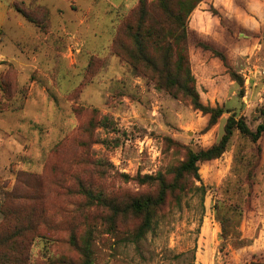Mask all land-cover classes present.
I'll return each instance as SVG.
<instances>
[{"label":"rangeland","instance_id":"obj_1","mask_svg":"<svg viewBox=\"0 0 264 264\" xmlns=\"http://www.w3.org/2000/svg\"><path fill=\"white\" fill-rule=\"evenodd\" d=\"M139 1L0 0V244L15 240L28 264H81L73 239L88 242L91 264H264L262 139L235 131L219 159L181 181L184 194L167 195L139 241L138 222L113 211L157 195L145 177L173 183L188 151L220 140L229 115L201 137L190 104L129 63L125 27ZM217 1L218 18L204 8L210 14L189 17L188 27L202 24L209 41L235 53L251 49L232 69L243 96L231 82L225 99L253 132L264 123V0ZM188 40L198 49L203 39Z\"/></svg>","mask_w":264,"mask_h":264},{"label":"trees","instance_id":"obj_2","mask_svg":"<svg viewBox=\"0 0 264 264\" xmlns=\"http://www.w3.org/2000/svg\"><path fill=\"white\" fill-rule=\"evenodd\" d=\"M204 8L216 10V13H211L213 18H218L224 11L217 0H153L150 3L147 0H140L135 13L138 14L135 23L126 24L125 27L132 42V48L127 54L129 63L134 68L144 69L157 90L167 93L173 99L190 104L202 117L204 128L200 131L201 137L209 134L224 114H229L220 140L199 151H188L185 161L175 171L173 183H167L161 175L141 180L142 183L150 181L157 183L159 190L155 197L146 195L132 199L123 206L122 211L120 206L111 204L115 214L130 215L138 222L132 234L135 241L141 240L151 231L152 224L168 194L175 192L184 194L181 181L186 176L197 178L198 164L217 160L224 154L235 131L240 137L249 139L252 144H256L260 139L264 141V123L257 125L252 132L244 119L228 112L225 105L229 83L233 82L240 87L238 97L243 96V81L232 69L237 54L239 52L249 54L251 49H236L235 53L209 41L202 24L197 23L194 28L190 25L188 27L190 18L210 14L209 11L203 10ZM246 9L252 15L257 14L253 5L246 6ZM23 16L29 20L26 15ZM193 33L203 39L198 49H189L188 36ZM198 86L211 88L217 91L219 96L213 99L204 97ZM96 200L101 201L100 198ZM221 233L226 235L224 226L221 227ZM1 237L3 236H0V239ZM14 243L15 240L0 244L3 245L0 247V264H28L23 248L16 249ZM71 245L83 257L81 264H91V254L86 240L82 246H78L73 239ZM237 246L240 248L244 245L240 243ZM249 264L263 263L254 261Z\"/></svg>","mask_w":264,"mask_h":264},{"label":"crops","instance_id":"obj_3","mask_svg":"<svg viewBox=\"0 0 264 264\" xmlns=\"http://www.w3.org/2000/svg\"><path fill=\"white\" fill-rule=\"evenodd\" d=\"M124 0H107V3L109 6L113 8H117ZM227 99H225V105H226Z\"/></svg>","mask_w":264,"mask_h":264}]
</instances>
